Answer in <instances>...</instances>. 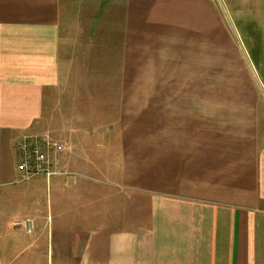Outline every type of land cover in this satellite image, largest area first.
<instances>
[{
  "label": "crops",
  "instance_id": "1",
  "mask_svg": "<svg viewBox=\"0 0 264 264\" xmlns=\"http://www.w3.org/2000/svg\"><path fill=\"white\" fill-rule=\"evenodd\" d=\"M143 84L164 87L75 92ZM39 130L61 174L22 179ZM18 258L264 264V0H0V264Z\"/></svg>",
  "mask_w": 264,
  "mask_h": 264
},
{
  "label": "built area",
  "instance_id": "2",
  "mask_svg": "<svg viewBox=\"0 0 264 264\" xmlns=\"http://www.w3.org/2000/svg\"><path fill=\"white\" fill-rule=\"evenodd\" d=\"M17 170L22 179L42 177L49 180L61 174L57 156L63 151L61 142L53 141L46 133L29 134L19 141ZM27 232L30 227L27 225Z\"/></svg>",
  "mask_w": 264,
  "mask_h": 264
},
{
  "label": "rangeland",
  "instance_id": "3",
  "mask_svg": "<svg viewBox=\"0 0 264 264\" xmlns=\"http://www.w3.org/2000/svg\"><path fill=\"white\" fill-rule=\"evenodd\" d=\"M159 60V57L158 59L156 58V54L153 53V54H150L147 58L145 57L144 59V66H145V69H144V72H145V77H148V76H154V66L156 65V73H157V76H159V70L162 69L161 66H162V60L158 61ZM164 62V61H163ZM165 65V64H164ZM171 73L173 74V76H175V74L173 72H175V69H171L170 70ZM165 73H167V75L165 76H168L169 74V70H167V68H165ZM76 87V86H75ZM158 87L160 88H163L164 86H159V85H153V84H143V85H128V86H119V85H111V86H77L75 89V92H103L105 90V92H119V91H122V92H128V93H136V92H144V93H150L153 91V89H158ZM169 88V86H167ZM176 89H179V87H183V86H178L176 85L175 86ZM78 88V89H77ZM55 117H53V120ZM101 120L100 121H103V120H106V118H100ZM110 118H108L109 120ZM112 120V119H111ZM48 131V130H47ZM46 130H39L38 132L36 133H33V134H42V133H46L48 134ZM48 136H50L48 134ZM53 141H56V142H61V144H63L64 148H66V142L62 139H53ZM17 163H18V160H17ZM19 224V222H14V225L17 226ZM45 246H43V243H37L35 245L32 246L31 248V252L32 254L34 253H42L44 252L45 250ZM29 251V252H30ZM22 261V258H18L16 261L13 260L12 262H10V264H20ZM8 260L7 259H4L3 260V264H8ZM23 264V263H22ZM32 264H45L43 261H40L39 259L35 262H32Z\"/></svg>",
  "mask_w": 264,
  "mask_h": 264
}]
</instances>
